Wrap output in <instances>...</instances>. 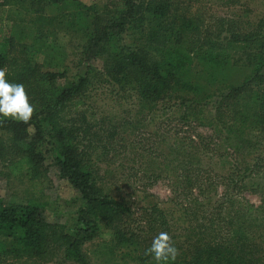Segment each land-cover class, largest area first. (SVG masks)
Returning a JSON list of instances; mask_svg holds the SVG:
<instances>
[{
  "label": "trees",
  "instance_id": "obj_1",
  "mask_svg": "<svg viewBox=\"0 0 264 264\" xmlns=\"http://www.w3.org/2000/svg\"><path fill=\"white\" fill-rule=\"evenodd\" d=\"M203 1H1L6 176L34 187L53 165L80 206L64 232L35 192L0 197V264H89L101 239L114 264H264V13L228 0L212 24ZM143 130L149 144L129 142ZM129 177L171 197L137 212L117 189Z\"/></svg>",
  "mask_w": 264,
  "mask_h": 264
},
{
  "label": "rangeland",
  "instance_id": "obj_2",
  "mask_svg": "<svg viewBox=\"0 0 264 264\" xmlns=\"http://www.w3.org/2000/svg\"><path fill=\"white\" fill-rule=\"evenodd\" d=\"M2 0H0L1 3ZM80 2L84 3L85 5H92L96 3H105L108 0H79ZM243 4L247 5L248 8H251L255 11L254 16L250 19L251 22H256L255 16L260 17L262 13H264V0H243ZM206 9L207 12H209V16H212L210 18V23L217 24L219 23L218 19H221L222 17H230L233 15L234 11L236 12L235 7L228 6V0H205L202 4ZM234 8V9H232ZM70 41V40H69ZM63 42L66 43V40L63 39ZM67 44V43H66ZM69 47V44H68ZM12 56H16L17 58H20V46L18 44H15L14 50L11 52ZM76 56V55H75ZM33 60H36V62L42 64L43 63V56L40 53L34 54ZM74 57L70 59L71 63ZM78 57H75V60L77 62ZM44 72H48V68L43 69ZM73 72V71H72ZM76 72H73L72 74H75ZM6 92H3L5 94ZM103 98H105V101L101 103V105L104 104V107L107 106V104L110 105V108L112 105H114L111 101L108 100L110 96L108 94L102 95ZM108 97V99H107ZM110 101V102H109ZM8 107L14 106L13 101L10 100L6 102ZM5 107V108H8ZM108 112L110 111L109 107H106ZM149 130H143L139 131L135 137H131L129 142H134L136 140L137 143L141 142V144H146L150 136ZM146 139L144 142L142 140ZM149 144V143H147ZM152 145V143H150ZM17 155L15 153L12 154V157H7L5 159H0V197L5 198L7 201L9 200H16L18 201L20 198H26L28 193L35 192V196L37 198H40V201L45 205L46 210V222L49 225H53L54 227L62 226V231L65 229V231L68 230V232H71L73 226L76 224V217H77V210L79 209L80 202L78 201L79 195L77 191L74 190V188L64 179H62L59 175L58 169L50 165L51 162H48L50 165V171L47 175V177L39 182L36 185L21 182L19 180L9 178L6 176L7 169L6 165L7 162L15 160ZM13 159V160H11ZM128 162V159L125 160V163ZM136 168H139V164H135ZM147 182H136V179L134 178H128L127 182H123L122 185H120L117 189H120V194L123 196V199L131 202L134 205V209L138 212L139 209L142 206H149L150 204L154 203H165L170 197V189L166 182H159L154 187H147L145 188V184ZM147 186V185H146ZM151 195V196H149ZM250 200L255 203L259 204V198L258 197H249ZM164 205V204H162ZM64 231V232H65ZM109 239L107 241L105 240H96L95 242L89 243L85 246L84 251L88 256L89 264H114V261L108 262L105 258L103 250L104 245L103 244H109ZM109 246V245H108ZM124 251H119L117 254L118 259L121 256H124ZM130 256H133V254H130ZM55 260H52L54 259ZM124 261L121 260L119 264H139L135 258H131L130 260L126 257H123ZM50 259L48 257L47 260H41L36 261L34 263L29 264H74V262L65 261L64 256L59 253L55 254V256ZM50 261V262H49ZM1 264H28V263H17L13 259L5 260L4 263Z\"/></svg>",
  "mask_w": 264,
  "mask_h": 264
}]
</instances>
